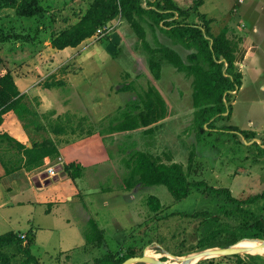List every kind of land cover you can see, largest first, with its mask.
Listing matches in <instances>:
<instances>
[{"label":"rangeland","instance_id":"374dc122","mask_svg":"<svg viewBox=\"0 0 264 264\" xmlns=\"http://www.w3.org/2000/svg\"><path fill=\"white\" fill-rule=\"evenodd\" d=\"M41 1L49 6L42 17H25L9 7L0 9V71L11 70L18 89L26 93L28 104L38 114L36 121L47 128H23L21 140L51 137L60 154L28 175L31 190L21 181L19 189L12 185L14 191L0 182V203L6 201L0 208V234L15 231L24 242L32 239L31 251L41 264H94L102 253L130 249L140 256L153 250L155 259L170 264L174 258L205 249L264 239L259 236L263 232L259 225H249L255 216L264 219V200L236 207L211 191L228 188L232 196L243 199L264 190V156L253 145L256 142L264 147V0L242 4L237 0H204L198 10L212 19L211 33H219L227 24L228 36H240L242 41L250 37L258 45L252 58L241 57L236 63L242 74L241 87L233 91L230 115L225 113L227 118L214 123V130L225 128L233 134L198 132L193 127L192 77L157 54L161 70L155 78L148 65L149 53L123 17L119 15L76 48L57 50L50 45V35L75 22L90 0ZM141 25L152 48L167 45L184 61L192 52L174 44L159 29L153 32L142 20ZM253 25L257 26L255 32ZM52 82L61 84L43 86ZM150 86L165 100V118L153 124L151 131L139 128L101 133L114 114ZM5 121V128L14 134L16 118L7 115ZM49 124H59L64 131L54 134ZM242 131L254 137L246 146L238 142L245 139ZM133 150L159 156L165 163H180L185 171L192 154L188 179L204 186L191 187L181 200L173 198L161 184L126 189L124 159ZM70 162L82 165L80 177L72 179L65 173L63 166ZM49 167L57 175L43 181ZM21 173L5 174L4 179ZM44 187L46 191L36 192ZM150 196L161 204L157 212L148 205ZM199 211L214 216L201 223V216L183 215ZM90 219L104 230L99 246L85 245ZM211 234L204 246L200 245ZM211 258L212 262L202 264H238V259L242 264H264V256L247 252L238 257Z\"/></svg>","mask_w":264,"mask_h":264},{"label":"trees","instance_id":"16d2710c","mask_svg":"<svg viewBox=\"0 0 264 264\" xmlns=\"http://www.w3.org/2000/svg\"><path fill=\"white\" fill-rule=\"evenodd\" d=\"M203 0H193L189 5L179 6L175 0H90L85 12L73 23L56 30L49 37L50 45L54 49L77 47L81 42L91 38L98 31L106 29L109 22L119 15L123 17L141 39L144 49L149 53L148 65L155 78L160 76V62L156 59L166 60L177 71L192 77V103L195 109L193 127L198 132L212 134H233L225 128L213 129L214 123L227 118L231 112L233 91L239 90L242 84V74L236 66V53L239 49V36H228V28H223L219 33H211L210 23L204 13L199 12V6ZM41 0H0V9L9 7L23 16L42 17L47 11L48 5L43 6ZM141 20L150 30L159 29L164 32L174 44H180L188 50H192L186 61L173 48L160 44L153 47L146 40L145 28ZM61 82L45 83V88L60 85ZM124 88H129L125 85ZM13 113L22 123L24 129L34 131L47 130L43 123L36 121L38 116L27 102L26 93L18 89L10 69L0 71V126L4 121V115ZM225 113L229 114L225 116ZM167 116L166 103L160 93L152 86L138 98L127 103L110 118L108 127L101 133L112 134L115 132L133 131L146 128L151 131L152 125ZM42 117V115H41ZM42 119V118H41ZM49 129L54 134H60L64 128L59 124H49ZM106 130V132H104ZM245 139L238 142L246 146L247 141L254 137L251 132H241ZM31 146L18 141L7 132L0 130V162L5 169V174L15 171H34L47 163L48 159L59 156L58 144L51 137L43 136L41 140L30 139ZM5 145H4V144ZM259 148L258 153L264 156V147L254 142ZM13 151L12 153H9ZM192 155V154H191ZM191 155L187 171L177 162L165 163L159 156L149 152L133 150L124 159L127 175L123 179L126 189H132L138 184L164 185L176 200L188 196L191 187H203L204 183L191 182L189 171L191 169ZM82 165L79 162H70L63 166L65 173L72 179L81 175ZM217 197L225 196L236 207L250 205L258 200H264V190L250 195L247 198L238 199L232 196L228 188H211ZM148 205L153 212H157L161 204L159 200L150 196ZM189 217H202L205 219L214 216L207 211H199L192 214H183ZM251 224H257L263 230L260 237L264 238V219L262 216L253 217ZM90 229L85 232V245L99 246L104 237V230L99 228L94 219L89 221ZM213 234L200 242L209 240ZM32 239L24 242L19 232L7 231L0 234V264H41L32 253L30 244ZM131 256H140L136 250H128L124 253L107 251L95 259L94 264H120ZM227 258L238 257L236 255L224 256ZM214 258L201 260L196 264L212 262ZM243 261L238 259V264Z\"/></svg>","mask_w":264,"mask_h":264},{"label":"crops","instance_id":"0c3cea01","mask_svg":"<svg viewBox=\"0 0 264 264\" xmlns=\"http://www.w3.org/2000/svg\"><path fill=\"white\" fill-rule=\"evenodd\" d=\"M184 1L188 2V5H189L193 0H184ZM244 1L245 0H237V3L238 4H242V3H244ZM176 2H179V1L176 0ZM203 2H204V0H203ZM178 5L184 7V3L178 4ZM205 15L208 16L207 13ZM207 18H210V17L208 16ZM226 25L224 27H227ZM242 26H244V25H242ZM255 31H257V26L253 25L252 32H255ZM248 36H250V35H248ZM257 46L258 45L256 44V42L254 40H251L250 37H247V38L243 39L242 44L239 46V49H238V51L236 53V63L240 60L241 57H244V58L249 57V59L252 58V56L254 54V51L257 49ZM74 48H76V47H74ZM74 48H70V49L73 50ZM57 50H60V49H57ZM251 61H252V59H251ZM243 65H245V64H243ZM15 82H16V80H15ZM7 115H10L12 118H14V117L16 118V121H15L16 125H13V128L15 127V129H14L15 133L14 134L11 131L8 132V130L5 128V122H6L5 119H6ZM21 125H22L21 122L17 119V117L13 113H7V114L4 115V121H3L2 125L0 126V130H2L4 132H7L13 138H15L18 141H20V142L26 144L27 146H29L27 143L30 142V139L28 141H24V142L21 140V138H23L21 133L25 134V132L23 131V127ZM33 173H34V171H23V173H21L19 177H15L14 176L15 174H14L12 177L4 179L5 171H4L3 167L1 166L0 167V182L3 181V183H5L7 190H11L12 189L14 191L15 186H13V188H12V185L15 184L16 188L19 189L20 188L19 184H20V181H21L23 184H25V186L29 190H31V187H32V186H30L31 185V183H30V180H31L30 178L31 177L28 176V175L29 174L32 175ZM24 176L26 177V179L24 178ZM20 177H22V179H24V180L19 179ZM44 191H46V187H44L41 190H36V192H44ZM0 201H1V199H0ZM27 201H29V200H27ZM5 202L6 201H4L3 203H0V208L4 207V205H5L4 203ZM23 202H25V200L24 201H18V203H23ZM6 204H8V202Z\"/></svg>","mask_w":264,"mask_h":264},{"label":"water","instance_id":"95a60500","mask_svg":"<svg viewBox=\"0 0 264 264\" xmlns=\"http://www.w3.org/2000/svg\"><path fill=\"white\" fill-rule=\"evenodd\" d=\"M259 240L264 244V239H250ZM246 252L243 248H238L234 245L223 247V248H209L198 253H194L185 257H182L179 264H195L199 260L207 259L211 257L229 256ZM120 264H167L166 261L152 258L147 254L143 253L141 256H131L123 260Z\"/></svg>","mask_w":264,"mask_h":264},{"label":"bare ground","instance_id":"6f19581e","mask_svg":"<svg viewBox=\"0 0 264 264\" xmlns=\"http://www.w3.org/2000/svg\"><path fill=\"white\" fill-rule=\"evenodd\" d=\"M246 242L242 244L235 245L238 248H243L247 253L250 254H259L261 256H264V244L261 243L259 240H245ZM155 253L153 250L147 251L145 254L148 256L154 258ZM175 260L170 264H179L182 260L181 258H174Z\"/></svg>","mask_w":264,"mask_h":264},{"label":"built area","instance_id":"2783aa9c","mask_svg":"<svg viewBox=\"0 0 264 264\" xmlns=\"http://www.w3.org/2000/svg\"><path fill=\"white\" fill-rule=\"evenodd\" d=\"M44 176H43V181L47 180V179H51L53 176L57 175L56 173H53V168L49 167L46 169V171H44Z\"/></svg>","mask_w":264,"mask_h":264}]
</instances>
